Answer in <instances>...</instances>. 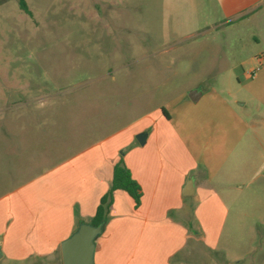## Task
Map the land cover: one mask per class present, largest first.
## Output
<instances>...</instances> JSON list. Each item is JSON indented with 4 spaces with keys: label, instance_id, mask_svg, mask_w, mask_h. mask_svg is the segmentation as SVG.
I'll return each mask as SVG.
<instances>
[{
    "label": "crops",
    "instance_id": "obj_1",
    "mask_svg": "<svg viewBox=\"0 0 264 264\" xmlns=\"http://www.w3.org/2000/svg\"><path fill=\"white\" fill-rule=\"evenodd\" d=\"M213 31L216 89L188 86L167 106L140 116L131 133L121 129L45 173L21 205L0 211V261L62 264L61 244L90 224L120 160L140 188V202L113 192L93 264H204L206 250L219 253L226 201L243 188L238 177L253 182L252 169L264 162V0H216V21L178 40L197 46L193 70L207 66L202 48L210 40L202 36ZM192 90L200 92L195 103ZM141 133L143 145L136 140ZM242 261L225 254L220 263Z\"/></svg>",
    "mask_w": 264,
    "mask_h": 264
},
{
    "label": "rangeland",
    "instance_id": "obj_2",
    "mask_svg": "<svg viewBox=\"0 0 264 264\" xmlns=\"http://www.w3.org/2000/svg\"><path fill=\"white\" fill-rule=\"evenodd\" d=\"M26 3L30 15L18 0H0L3 212L21 205L20 197L35 190L45 173L80 150L121 129L131 133L140 116L167 106L188 86L216 89L218 84L216 31L202 36L210 46L202 48L209 56L202 53L207 66L199 71L193 70L196 50H191L197 46L178 42L216 21V0ZM183 63L189 69L171 70ZM252 170L253 182L238 177L245 184L226 201L219 253L206 250L204 264H222L225 254L243 259L240 264H264V162Z\"/></svg>",
    "mask_w": 264,
    "mask_h": 264
},
{
    "label": "water",
    "instance_id": "obj_3",
    "mask_svg": "<svg viewBox=\"0 0 264 264\" xmlns=\"http://www.w3.org/2000/svg\"><path fill=\"white\" fill-rule=\"evenodd\" d=\"M200 96L198 90H192L188 93V98L195 103ZM145 133L138 134L136 140L140 145L145 142ZM191 185V181L186 183V189ZM188 194V193H186ZM102 232V223L98 226L82 223L78 226L76 232L66 239L60 246L62 264H93L94 240ZM2 257L0 251V259Z\"/></svg>",
    "mask_w": 264,
    "mask_h": 264
},
{
    "label": "trees",
    "instance_id": "obj_4",
    "mask_svg": "<svg viewBox=\"0 0 264 264\" xmlns=\"http://www.w3.org/2000/svg\"><path fill=\"white\" fill-rule=\"evenodd\" d=\"M18 6L23 13L27 15L31 14L26 0H18ZM161 111L165 113L163 108ZM117 190L125 192L133 200L135 206L139 205L141 197L140 188L132 179L129 170L124 166L121 160L113 167L110 187L107 193L102 196L96 207L94 216L90 221L92 226H98L103 222L111 204L112 194Z\"/></svg>",
    "mask_w": 264,
    "mask_h": 264
}]
</instances>
